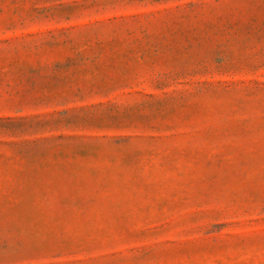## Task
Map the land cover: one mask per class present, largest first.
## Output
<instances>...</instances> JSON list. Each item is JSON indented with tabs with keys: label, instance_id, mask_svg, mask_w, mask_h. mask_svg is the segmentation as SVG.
<instances>
[{
	"label": "rangeland",
	"instance_id": "obj_1",
	"mask_svg": "<svg viewBox=\"0 0 264 264\" xmlns=\"http://www.w3.org/2000/svg\"><path fill=\"white\" fill-rule=\"evenodd\" d=\"M0 264H264V0H0Z\"/></svg>",
	"mask_w": 264,
	"mask_h": 264
}]
</instances>
